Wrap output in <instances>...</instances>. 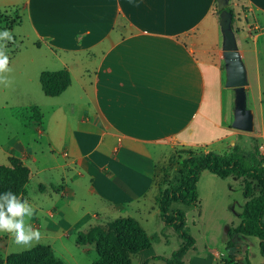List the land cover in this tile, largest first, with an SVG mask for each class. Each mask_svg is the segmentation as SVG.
I'll use <instances>...</instances> for the list:
<instances>
[{
    "label": "crops",
    "instance_id": "crops-1",
    "mask_svg": "<svg viewBox=\"0 0 264 264\" xmlns=\"http://www.w3.org/2000/svg\"><path fill=\"white\" fill-rule=\"evenodd\" d=\"M229 5L238 50L242 59L249 56L259 84L258 117L248 98L254 119L253 134L248 135L231 126V93L224 85L217 44L216 0H0L1 11L15 9L18 16L8 30L15 41L28 44L17 46L9 58L12 71L7 75L16 81L13 89L22 100L2 103L17 125L14 134L0 142V164L8 165V157L15 156L29 168L21 196L36 209L32 224L42 233L33 246L50 245L67 264L65 255L74 256L65 241L75 242L77 232L132 217L150 246L131 264L146 259L148 264H167L152 257H169L177 247L166 248L168 238L179 239L177 245L181 239L164 226L155 201L160 185L155 184L156 169L163 152L177 147L225 154L242 137L264 136V0H229ZM61 68L69 71V86L58 96H46L41 71ZM6 88L3 85L0 93ZM29 106L39 108L41 122L30 117ZM16 110L25 113L18 116ZM227 178L233 180L229 189L242 199L205 187V180ZM197 191V204L202 191L207 209L232 206L233 212L208 222V227L216 223L225 228L215 242L209 228L201 247L195 242L184 261L222 264L231 253V264H242L241 251L252 242L258 247V239L236 234L234 250L225 251L227 231L239 224L245 201L239 178L203 170ZM11 240L0 233L1 260L22 251L7 250ZM79 248L84 254L95 250L94 245ZM260 262V253L249 254L250 264Z\"/></svg>",
    "mask_w": 264,
    "mask_h": 264
},
{
    "label": "trees",
    "instance_id": "trees-1",
    "mask_svg": "<svg viewBox=\"0 0 264 264\" xmlns=\"http://www.w3.org/2000/svg\"><path fill=\"white\" fill-rule=\"evenodd\" d=\"M226 9L232 13L233 22L234 13L231 6L228 5ZM219 13L220 10L217 9L218 16ZM39 82L46 96H58L69 86L70 74L66 68L55 71L43 70L39 75ZM26 110L32 119L41 122V113L37 106H29ZM24 113L25 111H14L18 116ZM255 140L252 138V141ZM181 152L183 156L175 174L169 177L167 182L160 183L155 198L164 226L171 227L176 232L181 244L169 257L159 255L152 259H161L167 264H186L184 256L189 249L195 247V239L185 228V211L181 208H172V205L173 203H181L185 206L196 205L199 201L197 181L200 173L208 170L218 177L234 176L242 179L245 198L243 210L239 215V224L229 227L227 231L225 251L234 250L235 242L232 238L236 234L255 237L258 239L261 255L259 264H264V156L259 153L257 146L253 145V149L247 153L241 151L237 144L225 154L213 151L194 152L187 149ZM8 162V165L0 164V193L12 191L23 195L30 177L29 168L15 156H9ZM75 244L94 245L97 257L91 264H131L133 256L150 246V239L136 219L119 217L106 224H97L86 231L77 232ZM228 255L230 260H225L222 264H231L234 260L231 253ZM243 260L242 264H250L247 249L244 250ZM3 263L64 264L55 256L50 245L43 243L10 253L4 260L0 259V264ZM142 264H148V259Z\"/></svg>",
    "mask_w": 264,
    "mask_h": 264
},
{
    "label": "rangeland",
    "instance_id": "rangeland-1",
    "mask_svg": "<svg viewBox=\"0 0 264 264\" xmlns=\"http://www.w3.org/2000/svg\"><path fill=\"white\" fill-rule=\"evenodd\" d=\"M245 10V9H244ZM18 16L16 13L15 9H7L4 11H0V31H4L5 29H8L12 27L14 23L17 22ZM250 28L251 32H255V28L253 26H248ZM16 31L15 34H18V30ZM216 34H217V28H216ZM13 35V32H12ZM215 36V34H214ZM14 40L13 42H8L7 43V55L9 58L11 57L12 54H14L17 50V46L19 47H28L27 42L25 43L24 39H21V41L17 40L15 41V37L13 36ZM213 38V37H212ZM237 40V39H236ZM0 43H3V41H0ZM221 46V34H220V29L218 27V40L217 44ZM240 44V43H239ZM27 50H30V48H24ZM246 69H247V74H248V90H247V95L248 98L251 96L250 104L251 107L253 108L255 112V116L258 117V112H259V100L257 96V91L259 89V84L257 81H255L254 78V73L252 71V65L249 56L246 57V59H243ZM17 84H22V83H17ZM16 85V81L13 80V84L11 87H7L5 93H0V142H4L7 138H9L12 134H14L17 122L16 120L11 116L10 110L2 107L3 101H8L13 102V100H17L21 102L22 99L17 98V90H14L13 88ZM3 88V85H0V89ZM42 93V92H41ZM17 98V99H16ZM264 100V98H263ZM264 104V101H263ZM249 105V103H248ZM264 106V105H263ZM244 133L248 134H253V131H243ZM252 138L254 137H249V139L245 138H240L239 143L237 144L239 149L243 151L244 153L249 152L250 150L253 149V145H256L258 148V144L264 141V136L254 138L256 139L255 141H252ZM183 156V153L181 152L180 148L177 147H171L169 148L168 151L163 152L162 159L158 161L157 163V169H156V179H155V184H160L163 181L168 180L169 177H172L173 174H175L176 167L181 161V157ZM168 175V177H166ZM205 175V174H204ZM165 179V180H164ZM171 179V178H170ZM240 183L242 182V179L239 178ZM220 181V180H218ZM232 178H227L225 182H213V181H204L205 187L208 188H214L216 187L220 191H225V194L229 197V199H242V195L236 193L233 189H229V184L231 183ZM167 182V181H166ZM165 186V185H163ZM230 190V191H229ZM257 191V190H256ZM225 195V196H226ZM199 197V196H198ZM199 204H196L195 206H187L185 207V212L187 215V220H186V230L188 231L189 234L192 235V237L195 239V242H197V246L201 247L202 242L205 239L206 231L211 228L212 231L209 233V238L211 239V242H215L217 240L216 238L218 237V234L222 230H224L223 225H218L214 223L210 227H208L207 223L208 222H216L218 217L220 218H225L229 216L230 212H233L232 206L231 209L229 210H222V209H207L206 208V202L205 200L207 199V196L201 195ZM205 202V203H204ZM204 203V204H203ZM237 209V206H236ZM228 229V228H227ZM174 231V230H173ZM240 236V235H238ZM241 237V236H240ZM244 237V236H243ZM257 239V238H253ZM179 242L176 240L174 237L168 238V245H165L166 248L170 249L171 247H179L177 243ZM35 243V242H34ZM67 245V249L73 253L74 259L69 258L68 255H65L67 258V264H91L92 261L96 258V252L93 250L92 252L88 254H84L82 251H80L79 247L76 246L74 241H65ZM28 247H22L18 246L13 243L11 240L7 250L9 251H17V250H23ZM176 248V249H177ZM88 249V248H87ZM175 249V250H176ZM247 249L249 254L252 256L258 257L259 255V248L253 244V242L250 245H246L244 250ZM244 250L241 251L240 256H242V261L243 256H244ZM134 262L139 259V256L137 254L133 256Z\"/></svg>",
    "mask_w": 264,
    "mask_h": 264
},
{
    "label": "water",
    "instance_id": "water-1",
    "mask_svg": "<svg viewBox=\"0 0 264 264\" xmlns=\"http://www.w3.org/2000/svg\"><path fill=\"white\" fill-rule=\"evenodd\" d=\"M220 10L218 25L221 33V50L224 65V85L230 90L232 101L231 126L243 131L254 130L253 112L248 107L247 70L238 50L232 28V13L226 9L229 0H216Z\"/></svg>",
    "mask_w": 264,
    "mask_h": 264
},
{
    "label": "clouds",
    "instance_id": "clouds-1",
    "mask_svg": "<svg viewBox=\"0 0 264 264\" xmlns=\"http://www.w3.org/2000/svg\"><path fill=\"white\" fill-rule=\"evenodd\" d=\"M13 40L11 31H0V41H3L0 43V85L5 87H11L13 84V80L7 75L12 69L6 54L7 43ZM36 215V209L28 199L12 191L0 193V233L9 234L14 244L30 248L34 242L41 240V231L32 224Z\"/></svg>",
    "mask_w": 264,
    "mask_h": 264
},
{
    "label": "built area",
    "instance_id": "built-area-1",
    "mask_svg": "<svg viewBox=\"0 0 264 264\" xmlns=\"http://www.w3.org/2000/svg\"><path fill=\"white\" fill-rule=\"evenodd\" d=\"M258 151L264 156V141L258 144Z\"/></svg>",
    "mask_w": 264,
    "mask_h": 264
}]
</instances>
